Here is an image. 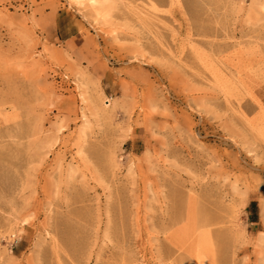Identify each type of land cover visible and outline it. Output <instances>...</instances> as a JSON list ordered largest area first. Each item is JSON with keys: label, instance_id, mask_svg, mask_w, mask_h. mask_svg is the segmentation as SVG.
Masks as SVG:
<instances>
[{"label": "rangeland", "instance_id": "1", "mask_svg": "<svg viewBox=\"0 0 264 264\" xmlns=\"http://www.w3.org/2000/svg\"><path fill=\"white\" fill-rule=\"evenodd\" d=\"M263 108L264 0H0V264H264Z\"/></svg>", "mask_w": 264, "mask_h": 264}, {"label": "bare ground", "instance_id": "2", "mask_svg": "<svg viewBox=\"0 0 264 264\" xmlns=\"http://www.w3.org/2000/svg\"><path fill=\"white\" fill-rule=\"evenodd\" d=\"M237 70V69H236ZM238 70H239V68H238ZM237 70V71H238ZM3 80V79H2ZM189 105V104H188ZM261 107H263V106H261ZM264 109V108H263ZM264 112V111H263ZM12 134V133H11ZM225 136V135H224ZM29 139V138H28ZM227 139V138H226ZM22 142V141H21ZM16 144V143H15ZM21 144V143H20ZM59 152V151H58ZM230 156V155H229ZM202 158V157H201ZM215 158V157H214ZM228 158H230V157H228ZM231 158H235V157H233V156H231ZM230 160V159H229ZM232 160V159H231ZM208 162V161H207ZM232 162V161H231ZM229 163V162H228ZM233 166L237 169V167H238V163H237V160L236 159H233ZM198 164V163H197ZM220 164V163H219ZM199 165V164H198ZM240 166V165H239ZM232 167V166H231ZM238 170V169H237ZM22 183V182H21ZM73 205V204H72ZM173 221H174V219H173ZM172 222V221H171ZM173 223V222H172ZM175 223V222H174ZM173 223V224H174Z\"/></svg>", "mask_w": 264, "mask_h": 264}]
</instances>
